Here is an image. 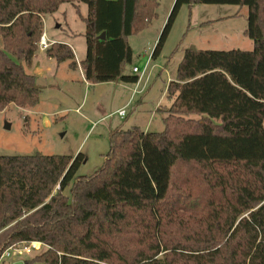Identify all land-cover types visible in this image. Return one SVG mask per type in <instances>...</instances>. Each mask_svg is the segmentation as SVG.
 I'll return each instance as SVG.
<instances>
[{"label":"trees","instance_id":"1","mask_svg":"<svg viewBox=\"0 0 264 264\" xmlns=\"http://www.w3.org/2000/svg\"><path fill=\"white\" fill-rule=\"evenodd\" d=\"M64 3L86 24V57L59 41L46 55L94 84L138 82L129 37L159 0H0V111L39 103L24 63ZM200 3L247 7L253 50L188 49L157 108L164 129L115 128L91 175H77L82 153L0 155V255L42 241L28 264H264V0H175L151 57L181 8Z\"/></svg>","mask_w":264,"mask_h":264},{"label":"rangeland","instance_id":"2","mask_svg":"<svg viewBox=\"0 0 264 264\" xmlns=\"http://www.w3.org/2000/svg\"><path fill=\"white\" fill-rule=\"evenodd\" d=\"M174 2L159 0L149 26L129 37L133 65L142 70L151 59L141 78L140 93L126 108V116L121 118L117 111L131 98L135 84L120 81L94 84L84 79L79 68L71 69L69 61L58 63L39 54L31 66L24 63L42 88L39 103L31 108L11 104L0 111V155L82 153L85 159L77 175H91L104 164L111 146L110 132L115 128L139 126L151 132L164 129L157 108L169 105L168 85L175 80L178 65L188 49L195 46L200 50H253V40L243 33L248 26L247 7L200 3L181 8L161 53L154 59L152 52ZM88 10L81 3L83 16L88 15ZM44 18V31L53 30L62 39L73 42L76 61L80 64L87 53L84 36L87 27L76 8L64 3L56 13L46 14ZM65 194L72 196L70 188Z\"/></svg>","mask_w":264,"mask_h":264},{"label":"built area","instance_id":"3","mask_svg":"<svg viewBox=\"0 0 264 264\" xmlns=\"http://www.w3.org/2000/svg\"><path fill=\"white\" fill-rule=\"evenodd\" d=\"M51 45V42L46 38V34L43 33L40 41H39V48L41 50H46ZM149 58L141 70L138 66L134 67L133 70L135 73H139V80L135 83L134 94L140 92L139 85L141 83V78L145 74L149 61ZM119 116L124 117L126 115V107L122 108L117 111ZM48 246L43 243L42 241H30L24 242L17 245H12L8 247L1 255H0V264H15L16 262H23V264H28V261L32 259L37 254L42 253L46 250ZM40 264V263H39Z\"/></svg>","mask_w":264,"mask_h":264},{"label":"crops","instance_id":"4","mask_svg":"<svg viewBox=\"0 0 264 264\" xmlns=\"http://www.w3.org/2000/svg\"><path fill=\"white\" fill-rule=\"evenodd\" d=\"M173 1H175V0H173ZM80 9H81V4H80ZM56 13V12H55ZM44 20H45V18H44ZM45 22V21H44ZM45 25V24H44ZM44 33L46 34V38L51 42V44L52 43H54V42H57V41H59V42H65V43H68V44H70L72 47H73V42L68 38V39H62L61 37H60V35L59 34H57V32H55V31H53V30H47V31H44ZM85 33V32H84ZM244 33V32H243ZM71 36H73V34H70ZM39 54H41V56H44V57H46V58H48V59H51V60H55V59H53V58H50V57H48L47 55H46V52H45V50H41V49H39V51H37V53H36V55H35V57H34V59H33V61L35 60V59H38V55ZM57 62V61H56ZM33 63V62H32ZM58 64H57V69H58ZM134 67H136V65L134 64ZM79 69H80V71H81V74H82V76L84 77V79H86L85 78V74H84V71H83V69L79 66L78 67ZM77 68V69H78ZM72 69V68H71ZM87 82V81H86ZM39 85V84H38ZM40 87V86H39ZM41 88V87H40ZM41 90H42V88H41ZM140 93V92H139ZM138 94V93H137ZM135 95L136 94H134V90H133V92H132V96H131V98L126 102V104L124 105V106H122L120 109H122V108H127L129 105H131V104H133V100H134V98H135ZM138 102H139V99L137 100ZM170 104V103H169ZM119 109V110H120ZM110 116H112V114H110ZM126 116V115H125ZM121 118H123L122 116H120ZM145 131H147L146 129H144Z\"/></svg>","mask_w":264,"mask_h":264},{"label":"water","instance_id":"5","mask_svg":"<svg viewBox=\"0 0 264 264\" xmlns=\"http://www.w3.org/2000/svg\"><path fill=\"white\" fill-rule=\"evenodd\" d=\"M105 37H106V33L105 32H103L102 33V35L100 36V38L101 39H105ZM191 50H196V47L195 46H192L191 48H190ZM7 128H9L10 127V125L9 124H7V126H6ZM15 264H23V262H16Z\"/></svg>","mask_w":264,"mask_h":264}]
</instances>
